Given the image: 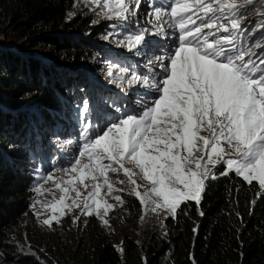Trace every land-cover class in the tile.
Listing matches in <instances>:
<instances>
[{"label":"snow or ice","instance_id":"snow-or-ice-1","mask_svg":"<svg viewBox=\"0 0 264 264\" xmlns=\"http://www.w3.org/2000/svg\"><path fill=\"white\" fill-rule=\"evenodd\" d=\"M93 2H103L107 18L114 15L121 25L129 27L140 8V0H114V5L110 0ZM257 5L264 8V0H161L150 5V15L160 22L156 35H168L162 23L178 29V35L171 46L158 41L153 48L146 39L148 29L135 31L128 47L137 52L147 50L145 55L151 52V70L133 73L127 81L133 87L120 102L100 98L99 111L91 121L92 100L85 98L77 105L83 116L79 122L84 125L79 156L87 154L91 162L81 168V184L90 170L104 176L108 192H113L106 169L114 173L122 170L135 184L134 173L125 166L131 163L151 182L154 197L145 193L141 203L153 212L165 210L173 218L182 202L200 204L205 181L216 178L208 164L215 167L223 163L226 171L221 175L234 170L249 184L258 181L264 190V59L257 61L253 59L256 53H250L245 60L248 50L236 45L239 35L252 31L242 27L244 13L256 10ZM163 8H170V14ZM196 20L200 23L196 24ZM258 23L264 29V19ZM204 29L209 31L205 33ZM118 71L122 80L127 69ZM107 75L112 77L113 72L109 70ZM109 115L112 120L106 118ZM201 129L209 135H199ZM198 143L210 150L206 158L195 155L201 151ZM104 160L109 163L103 164ZM80 165L76 159L71 170L76 171ZM100 188L99 184L93 186L83 211L87 215L95 213L108 225L104 217L113 205L104 202L101 213V200L96 199ZM115 199L120 201L121 197L116 195ZM43 224L51 226V221L45 219Z\"/></svg>","mask_w":264,"mask_h":264},{"label":"trees","instance_id":"trees-1","mask_svg":"<svg viewBox=\"0 0 264 264\" xmlns=\"http://www.w3.org/2000/svg\"><path fill=\"white\" fill-rule=\"evenodd\" d=\"M73 5L74 0H0V254L5 262L264 264V191L257 181L249 184L232 171L221 175L226 171L223 164L213 169L215 179L205 181L199 205L182 202L175 218L165 219L167 237L148 232L138 243L112 217L114 229L122 233L120 253L99 220L90 215L80 218L75 227L59 229L52 224L56 232L52 242L37 240L34 230L40 223L28 209L33 196L32 153L24 144L34 134L35 116L27 109L39 107L42 124L51 129L55 113L67 106L69 95L84 93L86 78L81 67H86L91 51L77 34L92 28L86 19L68 18ZM15 37L21 44L12 49ZM37 47H47L59 61L47 65L35 51ZM89 94L87 90L83 99ZM124 200L136 223L142 215L140 201L127 194ZM23 219L26 228L20 229Z\"/></svg>","mask_w":264,"mask_h":264},{"label":"rangeland","instance_id":"rangeland-1","mask_svg":"<svg viewBox=\"0 0 264 264\" xmlns=\"http://www.w3.org/2000/svg\"><path fill=\"white\" fill-rule=\"evenodd\" d=\"M110 2L114 5V0H110ZM126 2L130 3V0H126ZM190 2H192V0H190ZM236 2L242 3L243 0H236ZM159 3H161V0H140V8L137 16L129 27L121 25L120 19L114 15L111 18H107L104 13L108 10L103 7V2L97 4L94 3L93 0H74V5L67 14L68 18L86 19L90 22L89 26L92 28L91 31L89 30L84 35L77 34L80 39L87 41L86 46L91 51V55L85 63L86 67H81V69H84L83 73L86 78L84 93L78 94V88L72 87V92L77 93L75 96L71 94L69 97L67 94V106H62L63 109L61 112L55 113V127H51V129L48 128L46 130L45 126L42 124L40 118L42 112H40L41 110H39V107L33 105L27 109L30 114L35 116V122L33 123L35 126L34 131H32V127L29 126V130L31 129L34 133V137H32V134L28 135L24 144L29 150V155L32 153L30 162L33 163L31 164L33 166L31 167L33 171L30 176L32 180L30 190L33 196L29 201L28 209L33 217H35L37 223H40V225L37 226L38 228L34 230L36 234L38 233L37 240L52 242L56 237V232L53 227L43 224L45 219L50 220L51 225L55 223L59 229H62L63 226L75 227L80 218L86 219L90 217V215L85 214L83 211L84 203L85 199L88 197V193L93 191V186L96 184L101 186L100 193L96 197V199L101 200V213L103 212L104 202L112 204L113 208L109 210L107 217H104L108 220V225H105L102 219L95 213L92 215L99 220L100 225L105 229L106 233H108L117 251L120 253L122 252V233L114 229L112 217L115 219L116 223L121 226L122 232L132 233L138 243L143 241L145 234L148 232L157 231L161 237H167L164 221L166 218L172 216L169 215L167 211L161 209H157V211L153 212L150 208H147L141 203V196L145 193L153 197L154 194H151V182L143 177L138 167H135L131 163L125 165L134 173L132 179L135 181V184L131 183L128 178L124 176L122 170L114 173L106 169L108 181L112 184L114 189L111 193L108 192V187L104 184V176L99 175L98 172L86 171L83 184L80 183L79 179L82 166L90 164L91 162L88 160L87 154L83 157L79 156V151L82 150V145L84 143V125L79 122L83 119V116L80 115L77 105L81 103L85 92L89 90V98L93 102L92 113L89 115L91 121L99 111L97 101L100 98H111V100L120 102L123 100L125 94L129 92L130 87H133L127 82L133 73H147L151 70L148 61L151 59L152 53L147 52V55H145L144 53L147 50L137 52L135 49L130 50L128 47L130 43L129 37L141 27L149 30L145 35L153 48L157 46L158 41L166 43L169 46L172 45L173 40H175L176 35H178V29H170L167 23H162L161 26L168 35H156V25L160 22L155 21L154 17L150 15V13L153 12V8L150 7V5ZM115 10L116 9L113 8V11ZM162 11L170 14V8L165 10L162 9ZM261 13H264V8H261L259 5H257L256 10L244 13L242 27L252 29V31L239 35L236 39V45L248 50L244 56L245 60L248 59L250 53H256L253 59L257 61L264 59V29H260L258 23L259 19H264ZM199 15H203V13H199ZM193 19L195 20L196 17L193 16ZM136 20H138L139 23H136ZM165 20H167V16ZM199 23L200 21L196 20V24ZM254 25L256 26L255 28L253 27ZM190 27H194V25H190ZM208 31V29H204L205 33ZM89 32L93 34L92 37L89 35ZM221 35H223L222 32ZM12 41V49H17L21 44L19 38L15 37ZM35 51L47 65H50L51 61L54 63V61L56 62V60H58L48 51L47 47H37ZM121 68L127 69V71L123 73L122 80L119 78L120 73L118 71V69ZM68 69L70 68H66V70ZM109 70L113 72L112 77L107 75ZM112 80L115 82H109ZM121 89H123V92ZM75 97L79 99L78 102L73 101ZM0 107H2V105H0ZM68 112L69 115L67 116L66 113ZM106 118L112 120L113 116L109 115ZM97 130H99V128ZM199 135L208 136L209 132L206 129H201ZM197 147L200 148L201 151L196 152L195 155L203 154L206 158L210 150L203 149L201 143H198ZM34 153L35 155H33ZM182 155H187V153L182 152ZM76 159L81 161V165L76 167V171H72L71 169ZM102 163L108 164L109 162L104 160ZM218 164H216L215 167H217ZM192 167L194 168V165H192ZM208 167L212 169L213 172L215 167L211 164H208ZM224 167L226 168V165H224ZM232 172L235 173L234 170H232ZM49 176L52 178L48 179ZM94 176L95 179L93 178ZM69 181H71V183H69ZM37 188L40 189L39 192L36 191ZM64 189H68V191H64ZM77 192L80 193L79 196H77ZM136 193H140L141 195L138 196ZM126 194L135 196L141 203L142 215L136 223H132L130 214L128 213V208L124 200V195ZM116 195L121 197L120 201L115 199ZM62 197L63 201H61ZM144 198L147 199L148 197L145 196ZM74 200L77 202L76 204L73 203ZM88 202L90 203L91 201ZM53 217H55V219H53ZM26 222L25 219L21 221L19 226L20 229L26 228ZM0 264H8L5 262L2 254H0Z\"/></svg>","mask_w":264,"mask_h":264}]
</instances>
